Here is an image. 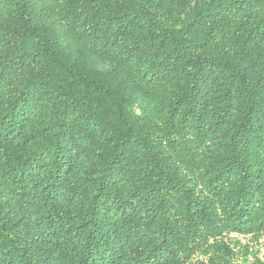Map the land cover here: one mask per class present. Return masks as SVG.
<instances>
[{
  "label": "trees",
  "instance_id": "obj_1",
  "mask_svg": "<svg viewBox=\"0 0 264 264\" xmlns=\"http://www.w3.org/2000/svg\"><path fill=\"white\" fill-rule=\"evenodd\" d=\"M0 264H264V0H0Z\"/></svg>",
  "mask_w": 264,
  "mask_h": 264
}]
</instances>
